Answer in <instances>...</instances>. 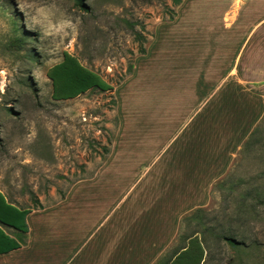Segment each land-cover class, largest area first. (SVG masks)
Returning a JSON list of instances; mask_svg holds the SVG:
<instances>
[{"label":"rangeland","instance_id":"1","mask_svg":"<svg viewBox=\"0 0 264 264\" xmlns=\"http://www.w3.org/2000/svg\"><path fill=\"white\" fill-rule=\"evenodd\" d=\"M234 2L0 0V191L7 200L29 209L56 203L78 179L93 175L106 150L121 140L132 146L133 161L115 167L117 194L142 189V180L168 160L157 157L170 134L165 130L159 138L152 128L163 117L155 112L156 96L168 109V49L203 46L210 58L217 48L232 47L225 15ZM247 12L245 6L242 18ZM142 46L145 55H139ZM65 52L114 89L53 100L47 72ZM120 126L128 130L123 139ZM156 140L155 153L140 161L136 148ZM194 238L204 251L202 264H264V133L243 145L214 184L210 205L183 220L159 264H169Z\"/></svg>","mask_w":264,"mask_h":264},{"label":"crops","instance_id":"2","mask_svg":"<svg viewBox=\"0 0 264 264\" xmlns=\"http://www.w3.org/2000/svg\"><path fill=\"white\" fill-rule=\"evenodd\" d=\"M225 19L232 47L221 46L210 58L203 46L168 49V109L156 96L155 112L163 117L152 124L159 138L170 134L157 157H167L165 166L143 179L142 189L117 194L115 167L133 160L132 146L114 141L94 174L73 183L65 198L31 209L24 237L3 227L24 244L0 253V264H159L185 216L210 205L214 184L264 118V0H235ZM127 131L120 126L118 136ZM158 142L138 146L139 160L154 154Z\"/></svg>","mask_w":264,"mask_h":264},{"label":"trees","instance_id":"3","mask_svg":"<svg viewBox=\"0 0 264 264\" xmlns=\"http://www.w3.org/2000/svg\"><path fill=\"white\" fill-rule=\"evenodd\" d=\"M175 3L178 6L182 3V0H175ZM175 17L176 14L172 13L168 21H174ZM139 37L146 40L142 34H140ZM145 54H147V47L142 46L139 55ZM132 70L133 65L130 67V72ZM47 76L51 80L53 100L72 99L90 90L98 89L106 92L114 89V86L104 80L100 74L85 67L77 57L67 52L63 54V58L59 63L55 64L48 70ZM123 80L124 79L120 82ZM261 123L255 128L249 139L246 141V145H250L256 135L264 133V129L260 128ZM106 151L108 156L110 150L107 149ZM64 196L62 199L65 198ZM199 210L200 209H197V211ZM30 212L31 209L21 208L8 201L5 195L0 191V253L17 249L24 244V241L19 242L6 234L3 227L14 228L22 237H24L28 233L26 217ZM190 214L185 216L184 219ZM203 258L204 251L202 245L197 238H194L190 240L189 245L183 247L181 251L176 254L169 264H202Z\"/></svg>","mask_w":264,"mask_h":264}]
</instances>
